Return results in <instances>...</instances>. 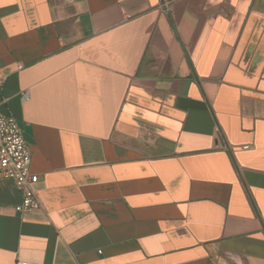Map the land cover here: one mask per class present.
Returning a JSON list of instances; mask_svg holds the SVG:
<instances>
[{"label":"crops","instance_id":"crops-1","mask_svg":"<svg viewBox=\"0 0 264 264\" xmlns=\"http://www.w3.org/2000/svg\"><path fill=\"white\" fill-rule=\"evenodd\" d=\"M0 78V264H264V0H0Z\"/></svg>","mask_w":264,"mask_h":264},{"label":"built area","instance_id":"built-area-1","mask_svg":"<svg viewBox=\"0 0 264 264\" xmlns=\"http://www.w3.org/2000/svg\"><path fill=\"white\" fill-rule=\"evenodd\" d=\"M5 78H0V86ZM28 93L23 94L27 99ZM247 149V146L244 147ZM0 177L10 179L17 188L21 201L15 206L20 214L38 211L42 208L34 184L38 176L31 172V151L17 119L0 109ZM26 264V263H18Z\"/></svg>","mask_w":264,"mask_h":264}]
</instances>
